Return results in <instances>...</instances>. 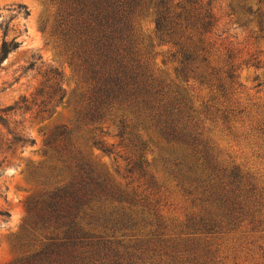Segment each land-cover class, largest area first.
<instances>
[{
  "label": "trees",
  "instance_id": "trees-1",
  "mask_svg": "<svg viewBox=\"0 0 264 264\" xmlns=\"http://www.w3.org/2000/svg\"><path fill=\"white\" fill-rule=\"evenodd\" d=\"M50 9L51 35L81 79L74 125H61L45 146L51 162L33 169L38 190L26 204L29 215L16 245L22 255L12 264H186L197 259L199 242L228 232L242 218L250 199L245 174L215 153L211 130L242 109L233 106L239 62L224 42L212 4L206 0H43ZM252 11L264 36V0ZM18 13L28 10L18 4ZM153 34L167 47L161 64L152 60L142 31L147 8ZM0 64L18 48L1 25ZM242 62H247L243 60ZM241 63V62H240ZM170 65L171 77L162 65ZM32 99L19 107L48 111L64 97L56 68ZM194 93L195 102L183 88ZM205 92V95L200 94ZM40 99V101H39ZM0 121L6 120L0 116ZM113 123L119 145L129 150L115 182L83 156L78 138L107 155H117L103 126ZM6 151L33 144L15 128ZM149 136V139L145 138ZM161 147L162 169L192 205L184 229L168 234L148 170L149 141ZM8 217L9 213L0 212Z\"/></svg>",
  "mask_w": 264,
  "mask_h": 264
},
{
  "label": "rangeland",
  "instance_id": "rangeland-1",
  "mask_svg": "<svg viewBox=\"0 0 264 264\" xmlns=\"http://www.w3.org/2000/svg\"><path fill=\"white\" fill-rule=\"evenodd\" d=\"M206 1L214 8L225 44L234 49L235 63L239 62L238 84L231 99L233 106L242 109L231 119L229 127L219 122L210 137L218 158L237 165L245 174L246 197L250 202L232 229L201 240L197 259L186 264H264V36L258 32L254 15L245 10L250 7L255 11L257 0ZM18 4L27 8L28 15L18 13ZM5 24H8L6 39L15 37L20 42L0 64V116L6 120L0 121V212L9 213L8 217L0 214V264H12L22 255L16 239L29 217L26 204L38 190L31 173L52 160L51 153H46V140L61 125L67 129L73 127L80 107L82 83L69 65L65 51L51 35L50 9L43 0H0V44L1 25ZM153 28L149 7L141 19V31L152 60L161 64L167 47L156 42ZM49 68H56L62 74L63 100L45 112L37 113L34 106L29 110L19 109L21 99H32L42 86L44 73ZM162 70L171 77L169 64L162 65ZM183 88L194 103V93L187 85L183 84ZM8 128H15L34 143L6 151L7 139L11 137ZM103 130L105 140L114 144L117 155L104 154L81 138L78 145L96 169L124 184L115 169L123 173L124 158L131 153L118 144L113 123L105 124ZM148 141L151 151L145 157L156 182L148 193L157 203L165 231L174 236L185 228L193 207L162 169L158 158L161 147L156 141Z\"/></svg>",
  "mask_w": 264,
  "mask_h": 264
}]
</instances>
